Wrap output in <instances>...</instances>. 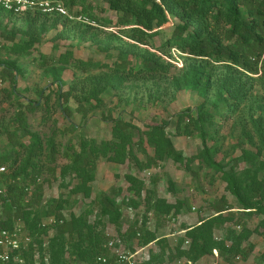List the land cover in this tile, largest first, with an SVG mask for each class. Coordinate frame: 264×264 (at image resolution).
I'll return each instance as SVG.
<instances>
[{"label":"trees","instance_id":"16d2710c","mask_svg":"<svg viewBox=\"0 0 264 264\" xmlns=\"http://www.w3.org/2000/svg\"><path fill=\"white\" fill-rule=\"evenodd\" d=\"M60 1L69 10L79 6L76 11L97 25L66 21L38 11L29 16L31 12H28L26 13L28 21L23 32L28 36L26 40H16L13 29L7 30L6 24L0 25V33L3 34L4 40L10 43L9 47L14 53L30 51L35 42L31 30L40 16L53 18L52 26L56 25L57 20L62 19L73 27L79 25L107 32L103 27L109 25L130 41L122 40L114 34L115 32L109 31L112 38L120 41L121 51H118L115 60L107 63L111 69L110 75L104 78L88 75V84L91 86L85 89L81 87L82 94H72L78 85L82 86V80L79 81L80 84L73 81L69 89L63 91L61 73L54 74L53 77L59 85L58 106L66 118L68 120L70 118L67 113L70 102L74 103L76 111L83 114H88L90 109L102 105L103 99L100 94L104 87L100 86L101 82L106 86L119 88L127 79L152 80L165 75L174 67L172 63L160 58L157 52L142 47V44L149 42L151 49L162 52L166 49L170 52L172 48L176 49L183 57L184 66L181 76L173 81L175 88L196 91L210 106L207 109L205 102L181 112V117L189 119L190 125L200 137L201 160L208 169L219 174L226 190L235 198L240 208L248 210L247 212L255 210L262 215L261 223L264 226V129L260 126L264 117L257 119L250 117L260 146L256 152L242 148L238 157L239 160L251 164L249 167L226 170V167L214 158L212 148L207 144L209 135L207 127L214 124V118L218 117L219 120L232 118L241 102L249 98L256 83H264V0H101L107 8L116 13L114 21L97 17L89 0ZM12 16L15 15L0 8V18L8 19ZM170 18L173 20L171 29L164 33L162 27ZM162 33L164 37L161 43L155 45L152 38ZM61 56L63 62L67 63L72 53L66 51ZM169 56L172 57V53H169ZM177 58L179 59L178 56ZM71 62L72 66L80 71H86L88 67L102 66L91 59L76 58ZM0 66L10 80V87L0 88V93L3 97L14 98L21 69L14 61H0ZM0 72L3 77L2 71ZM81 95L83 97H80ZM91 100L94 103H91ZM25 105L30 110L39 106L38 100H29ZM110 122L111 140L98 142L94 139L81 138L78 149H72L67 154V163L61 167L60 174L63 177L70 176L73 183L71 194L80 193L85 198L90 197L92 189L90 183L95 178L98 159L103 158L118 164L131 159L130 146L133 135L128 131L129 123L120 117L110 119ZM165 125L166 123H156L145 126V142L153 148V155L147 157L142 167H154L157 162L170 159L174 164L191 170V158L184 157L176 150L165 131ZM20 129L28 135L27 144L22 143L16 136ZM8 135L9 148H0V164H7L5 165L7 172L0 175L5 185V192L0 194V205L4 212L2 216L0 215V230L12 229L17 220L24 223L36 246L31 245L28 252L24 253L23 264H35L34 252L38 253L40 264H45L43 260L45 255L48 256V264H76L78 261L84 264H98L99 256H109L106 246L109 238L100 230L99 221L91 223L83 213L78 215L71 213L69 219L63 218L62 210L66 200L62 197H59L53 206L34 208L35 201H39L41 196L40 183L37 182V179H40L38 163L44 153L53 159L55 155L53 140L47 139L45 148L47 151L44 150L42 138L37 133L26 131L25 117L21 109H18L16 119L13 121V130ZM242 136L250 138L245 124L242 126ZM126 181L127 189L132 191L133 197L119 202L115 194L100 193L97 211L99 219L105 218L118 226L123 215V202L126 201V205L131 208H137L142 203L144 218L139 224L136 223L126 231L118 233V236L123 242L132 236L137 237L138 245L154 242L155 246L149 249V258L143 264H163L166 256L171 253L195 264L197 260L214 250L227 262L238 255H242L244 259L248 257L249 246L243 243L249 238L250 231L245 226L239 233L228 230L222 238L214 236L216 228L233 218V213L227 211L230 205L224 196L212 203L214 215L202 217L197 224L186 228L183 236L178 237L173 247H170L166 237L156 236V231L149 230L146 224L149 213L158 221L179 213L178 205L168 203L157 195L154 180L151 186L147 187L137 175L130 173ZM167 181L168 187L172 188V180ZM27 183L33 185V194L25 201L24 185ZM224 211L227 213L223 214ZM51 216L57 220L51 227L41 224L43 217ZM59 219L63 221L60 223ZM50 228H53L54 234L46 246L40 236L49 232ZM185 240H188L187 246H184ZM8 264L16 263L10 261Z\"/></svg>","mask_w":264,"mask_h":264},{"label":"rangeland","instance_id":"374dc122","mask_svg":"<svg viewBox=\"0 0 264 264\" xmlns=\"http://www.w3.org/2000/svg\"><path fill=\"white\" fill-rule=\"evenodd\" d=\"M89 1L93 4V12L97 17H103L108 21L116 19V13L107 8L103 1ZM78 8L79 6H76L73 10L76 11ZM33 12L28 15L33 16ZM27 17V14H22L8 19L0 18V25L6 24L7 30L13 29L16 40H26L28 36L24 35L23 32L28 21ZM172 21L170 18V21L162 27L164 33L171 29ZM52 23L53 18L39 17L35 27L31 30L34 33L35 42L27 53H14L9 47L10 43L4 40L3 34L0 33V61H14L21 69V73L17 78L16 96L7 98L0 93V148H9L7 136L13 130V121L16 119L18 109H21L24 113L26 131L37 133L42 138L44 150H46L48 138L52 139L55 145L53 159L46 156L45 153L40 156L38 163L40 174L38 176L40 178L41 196L39 201H35L34 208L47 205L53 206L58 198L62 197L66 200L62 210L65 219H69L71 213L75 215L86 214L89 222L99 221V227L103 235L110 239L113 236H118V233L126 231L134 224H139L145 215L142 203L137 208H131L126 205L125 201L122 204L123 215L118 226L105 218L99 219L97 199L100 193L115 194L119 202H122L125 198L133 197L132 191L127 189L128 183L126 181L127 175L131 173L141 178L147 187L151 186L154 180L156 191L162 195L166 194L169 199L174 200L175 204L179 205L180 212L187 214L188 218L192 217L188 214L190 212H196L198 216L205 217L214 215L212 203L224 196L230 205L227 211L233 213V218L216 228L214 236L222 238L228 230L239 233L244 226L250 231L249 238L243 243V245L249 246L248 257L244 259L242 255H238V258H231L229 262L232 264H264L262 215L255 210L247 212L248 210L245 211L240 208L235 198L226 190L225 183L220 179L219 174L214 173L205 166L200 155V137L193 126L190 125L189 119L181 117V112L186 108H195L206 102V99L196 91L175 88L173 81L182 74L183 57L174 50L180 61L175 66L173 62L168 60L174 59L173 56H169L173 48L171 52L169 49L162 52L151 49L149 42L145 45L142 44V47L157 52L160 58L172 63L174 67L165 75L152 80L127 79L121 83L119 88H112L101 82L100 86L104 87L100 94L103 99L102 105L90 109L88 114H83V112L76 111L74 103L70 102L67 110L70 116L68 120L58 106L57 89L59 85L53 77L54 74L61 73L63 78L61 89L63 91L69 89L73 81L79 83L82 80V86L79 83L80 85L72 91L74 95L82 94L81 87L85 89L91 86L88 84V75L103 78L110 75L111 69L107 63L109 64L112 60H115L118 51H121L120 41L112 38L109 31L115 32L114 34L122 40H129L109 25L103 27L107 30L105 32L102 29L86 28L79 25L73 27L72 24L64 22L62 19L57 20L55 26H52ZM94 23L93 26H96V22ZM41 26L44 27V30ZM164 33L155 35L152 38L155 45L161 43ZM66 51L72 53V56L68 57L67 63L63 62L61 56ZM76 58L81 60L91 59L101 63L102 66L98 68L88 67V70L80 71L72 66L71 61ZM0 71H2L4 80H6V88H9L10 80L4 74L1 66ZM29 100H38V108L28 109L25 104ZM91 103H94V101L91 100ZM206 108H210L207 102ZM261 116L264 117V83L257 82L251 90L249 98L241 102L238 111L232 118L219 120L218 117H215L214 124L207 127L209 131L207 144L212 148L214 158L223 164L226 170H240L251 165L245 160H239L238 157L242 148L253 152L258 150L260 141L255 128L252 126L253 122L250 117L257 119ZM117 117L129 123L128 131H131L133 135L131 146L129 145L132 151L131 159L122 164L116 163L118 164L116 166L113 164L114 162L106 161L103 158L98 159L95 178L90 183L92 187L90 197L85 198L80 193L71 194L70 189L73 183L70 176L63 177L60 174L61 167L67 163V154L72 149H78L81 138L94 139L98 142L111 140L112 123L110 119ZM156 123H166L165 131L176 150L184 157L191 158V170L174 164L170 159L157 162L154 167H142L145 165L147 157L153 155V148L145 142V126ZM244 124L246 130L249 131L250 138L242 136V126ZM260 126L264 129V121L260 123ZM16 134L22 143L27 144L29 142L27 133H24L22 129L17 131ZM147 169L152 171L148 176L144 173ZM102 170L105 172L103 173ZM260 176H262V173ZM168 179L170 181L174 180V182L172 181V188L168 187ZM227 211H224L223 214H226ZM3 214L0 205V215ZM46 218L41 219V224L44 223L42 225L51 227L53 223L48 224ZM151 218L150 226L152 227L156 218L153 216ZM238 220L240 222H236ZM169 221L171 223L170 229H167L168 224L166 221L161 224L164 227L163 232L177 229L179 221L182 220H179L175 215L170 217ZM48 230L49 232L40 236L46 246L50 237L54 234L53 228ZM173 244L170 242V247H173ZM136 245H138L137 237L132 236L124 242L123 250L135 251ZM144 253H147L146 249L138 252L134 257L135 264H143L147 260L143 256ZM178 258L177 255L171 253L166 256L163 264H174ZM35 259V264H40L39 259ZM229 262L225 261L218 251H212L211 254L207 255L205 261L198 264H229ZM76 264L84 263L78 261Z\"/></svg>","mask_w":264,"mask_h":264},{"label":"built area","instance_id":"2783aa9c","mask_svg":"<svg viewBox=\"0 0 264 264\" xmlns=\"http://www.w3.org/2000/svg\"><path fill=\"white\" fill-rule=\"evenodd\" d=\"M0 8L7 12H11L14 15H22L28 12L38 11L48 16L60 17L66 21L95 25L94 21H91L82 13H78L75 10H69L67 6H65L60 0H0ZM174 50L179 53L173 48L171 53L175 58L168 60L178 65L180 61L174 53ZM5 86L6 81L0 73V88ZM6 172V166L0 165V175ZM151 172V169L144 171L147 176L150 175ZM39 181L40 179H37V182ZM4 192L5 185L2 178L0 177V194H3ZM24 193L25 201H28L33 194V185L31 183L24 185ZM46 220L48 224L55 223L57 221L53 216L46 218ZM62 221L63 219H59L60 223ZM187 244L188 240H185L184 245ZM31 245L34 247L36 246L32 240V237L27 233L25 225L21 220H17L12 229L0 230V264H8L10 261L16 264H23L25 261L24 253L28 252ZM106 246L109 250V256H99L97 258L98 264H135L134 257L138 254V252H141L144 249V247H136L135 251H124V242L117 235L110 238ZM213 252H215V250ZM143 256L145 260L149 258L148 253H144ZM33 258H38L37 252H34ZM236 258H238V256H236ZM43 260L45 264H48L47 255L44 256ZM174 264L193 263L186 258H178L175 260Z\"/></svg>","mask_w":264,"mask_h":264},{"label":"crops","instance_id":"0c3cea01","mask_svg":"<svg viewBox=\"0 0 264 264\" xmlns=\"http://www.w3.org/2000/svg\"><path fill=\"white\" fill-rule=\"evenodd\" d=\"M110 164V163H109ZM115 166L118 165L116 163H113ZM103 172V170H102ZM105 172V171H104ZM103 172V173H104ZM141 179V178H140ZM142 180V179H141ZM172 181L174 182V180L172 179ZM128 183V182H127ZM157 195L161 198H164L168 203H174V200H171L168 198V196L166 194H161L160 192H157ZM179 207V205H178ZM193 208V207H192ZM180 207H179V213L176 214V217L179 219V220H182L181 222L179 221V226L177 229H174L173 231L169 230V231H164V227L161 225L163 222L166 221V223L168 224L167 225V229H170V221H169V218L170 217H173L172 215L166 217L165 219H161V220H158L157 219L155 220V223L153 224V226L151 227L150 226V219H152L151 217L153 216L151 213H149L148 215L150 216V218H148V222L146 224L147 228L151 231H156V236L158 237H166L169 241V245H170V242L174 243L177 241V238L178 237H181L183 236V234L185 233L186 231V228L190 227V226H193L195 224H197L199 222V219L202 218V217H205V216H198L196 212H190L188 214H190L192 217L188 218L187 217V214H183L182 212H180ZM123 214V213H122ZM154 217V216H153ZM173 220V219H172ZM192 220V221H191ZM173 244V245H174ZM138 248L139 247H144V249H146L147 253H148V257H149V249L150 248H154V242H151V243H148L146 245H136ZM185 246V245H184ZM143 249V250H144ZM209 255V254H208ZM207 255L203 256L202 258H200L199 260L196 261L195 264H198L199 262L201 261H205Z\"/></svg>","mask_w":264,"mask_h":264}]
</instances>
